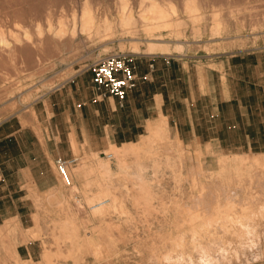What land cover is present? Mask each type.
<instances>
[{
	"label": "rangeland",
	"instance_id": "374dc122",
	"mask_svg": "<svg viewBox=\"0 0 264 264\" xmlns=\"http://www.w3.org/2000/svg\"><path fill=\"white\" fill-rule=\"evenodd\" d=\"M83 1L0 0V36L4 39L0 48H17L0 58V121L23 116L35 118L33 108H39L41 100L57 89L56 93L62 95L56 97L65 98L64 87L72 79H78L80 86L89 82L87 66L108 53L131 54L138 78L137 89L122 107L104 101L101 108L82 112L83 120L77 124L79 139L68 135L70 148L66 149L68 155L62 157H78V163L68 173L69 186L63 184L51 161V174L45 178L47 187L26 184L24 215L21 218L0 215V226L7 220H18L13 231L0 237V264L189 263L188 258L176 261L178 252H173L175 258L171 260L163 256L172 248L167 243L169 235L185 231L183 227L176 228L180 215L175 210V202L184 197L181 201L188 203L191 194L196 192L191 184V171H196L197 182L206 184V194L225 188L235 170L245 174L254 190H260L254 177L256 169L241 165L238 156L264 153V0H195L197 6L193 12L184 8V0H124L125 7L137 18L138 28L133 36L121 35V27L115 21L108 39L102 32L95 34V24H91L88 34L77 33L72 42L62 44L50 39L29 44L39 30H45L47 25L55 27L60 17L69 20L72 13L78 17ZM89 1L92 13L102 9L111 20H117L119 0ZM150 2L167 11V21L160 28H153L149 25L151 20L141 17V8ZM175 18L179 24L174 23ZM215 26L218 29L213 32ZM146 28L163 34L171 54L132 53L134 44L144 48ZM140 56L147 57L143 58L141 68L138 67ZM152 64L153 70L148 75L147 66ZM160 114L166 117L168 139L151 138L135 154L127 156L126 170L107 157L103 160L110 161L111 176L84 169L91 165L95 168L99 156L103 157L102 153L109 152L112 146L140 141L147 133V120L156 119ZM61 136L64 138L65 133ZM177 138L183 146V154L178 157L167 148ZM221 158L226 161L221 162ZM198 166L206 169L207 174L198 171ZM182 173L189 174L180 178ZM204 174L206 181L201 179ZM219 179L222 181L217 182ZM142 181L148 193L138 191L136 184ZM104 183L110 184L111 196L117 203L112 205L109 200L103 206L106 209L98 213L99 208L93 209L91 205L106 197L101 189ZM229 184L231 193L240 191L238 185ZM5 193L6 189L0 188V197ZM8 206L4 203L0 208ZM259 224L251 238H233L234 243L225 252L228 262L218 264H264V222ZM28 230H33L35 236ZM26 234V241H20ZM188 239L191 237L185 231V240ZM9 246L16 253H11V249L8 252ZM186 246L189 255L192 253L191 264H197V253L190 245ZM44 252L49 253L48 259L43 258Z\"/></svg>",
	"mask_w": 264,
	"mask_h": 264
},
{
	"label": "bare ground",
	"instance_id": "6f19581e",
	"mask_svg": "<svg viewBox=\"0 0 264 264\" xmlns=\"http://www.w3.org/2000/svg\"><path fill=\"white\" fill-rule=\"evenodd\" d=\"M119 1H120V5H119L118 10H117V16H118V18L116 16L117 20H113V19L111 20L109 18V16L107 17L106 13L102 9H100L101 10L100 12L98 11L97 13H92L91 12L92 9L90 7L91 2L89 0H84L83 2H81V10H80V13H79L78 17L75 16L74 13H72V15H71L69 20H66V19L63 20V18L60 17L57 20L58 23L56 24L55 27H52L51 25H47L45 30H41V31L39 30L38 35H37V32H36L37 36H35L34 38L32 36V39L30 41L27 40L26 42L28 43V41H29L30 45H36L38 43L46 42V41H48L50 39H56V40H59V42H61L62 44H65L66 42L74 41L76 39L77 33L83 34V33H87V31L89 33L90 29H91V27H90L91 24H95V27L93 29L95 34H98V33L102 32V35H104V38L108 39L111 36V34H112L111 33L112 32L111 30L113 28L112 24L115 21L118 22L119 27H121L120 28L121 35L126 34V35L133 36L136 33V28H138V27H136V19L137 18L134 17V15H133L134 13L132 12L131 9L125 7V1L124 0H119ZM183 6H184L185 9L189 10L190 12H193V11H195L197 4H196L195 0H184L183 1ZM140 11H141V17L143 19L151 20V23H149V25H151L152 27L154 26L153 28H160L167 21V19H166L168 17L167 11L159 8V6L157 4H155L154 2H150L149 4L145 5V7L141 8ZM190 17L192 18L193 21H195V19H196L195 16L192 15ZM174 23L175 24H179V19L175 18L174 19ZM149 25H146V26H149ZM217 29H218L217 26H215L213 28V32H216ZM157 31H156V33H157ZM160 31L161 30H159V32ZM154 32H155V30H154ZM154 32H153V30H151V28H146L145 32H144L145 33V44H144L145 46H143L144 48H140L137 44L133 43L134 44L132 46L133 49H131L132 53L142 54V55H153V54H155V55L156 54H160V55L166 54L167 55V54H171L170 53V48L168 46V41H165L164 37L162 38L163 34H161V33L155 34ZM178 33H179V31H176L175 34L178 35ZM170 34H169V37H168V35H165V36L170 38ZM2 37L0 36V42L1 43L4 42V39ZM138 38H139V36H138ZM140 39H143V38H140ZM16 49H17L16 47L14 49H12V50H11V48L8 49L5 46L1 47L0 48V58H1L2 55L6 54L7 52L10 53V52H12V51H14ZM166 127H167L166 117L164 115H162V114H160L159 117H157L156 119L147 120V127H146L147 128V133L141 136L140 141H138V142L130 141V142H127V143H123L120 146H112L110 148L109 152L102 153V155H104L103 157L99 156L100 159L97 162H95V168H94V165H91V166H84V167H86L84 169H87L89 172H96L98 174L101 173L100 175H103V176H111L112 175V170H111V166H110V161L109 160H103L105 157H107V158H113L114 161L117 163V165L121 169L126 170L127 167H128L127 166V162H126L127 161V156L130 155V154H135L138 151V148H141L143 145H145L148 141H150L151 138H153V137H158V138L161 137V138H164V139H168L167 133H166V131H167ZM167 148L170 151H172V153L174 151L173 154L177 155V157H178V155L180 156V155L183 154L182 141L179 138H177L174 143L172 141V143L170 145H167ZM150 151L152 152V149ZM156 151L158 153V150H156ZM156 151H155V153H156ZM192 151H194V150H192ZM159 155H160V153H159ZM168 156H166V157H168ZM238 157H240L239 158L240 159L239 162H240L241 165L249 166L251 168L256 169L255 172H254V177H255V180H256L258 186L260 187V190H254L253 189L254 187H251L250 184H248L249 181L247 180V177L244 176L245 174L240 172L237 169L238 172L235 170V172L228 177L230 179L228 180V182L226 181L227 184H225V188L221 187L220 191L219 190L218 191H211L210 190L206 194L205 191H204V188L206 187L205 186L206 184L203 185V184H201L202 182L201 183L197 182L196 171L192 170L191 173H190L191 184H192V188L196 189V192L191 194L190 200H189L188 203L183 202L184 201L183 200L184 197L181 199L183 201L178 200V201L175 202V205H177L175 207V210L178 213V215H180L179 216L180 220L178 219L180 222L177 221L175 223L176 228L180 229V228L183 227L184 230L187 233H189L191 239H188L189 241L185 240V231H183V230L182 231H178V233L176 235H174V236H170L169 235V237L167 238V240H169V241L168 242L166 241V242L167 243L170 242V244L172 245V248H171V250L169 249L170 251H168L166 253L163 252V253H165L164 256H163L164 259L171 260L172 258L176 257L175 260L176 259L183 260L185 258H188V260H190V261H189V263H186V264H191L192 253H191V255H189V253L185 250V247H187L186 245H190L192 247V249L198 255L197 256V261H198L197 264H218L221 261L222 262H228L225 252H227L228 247H230L229 245L232 242V239L235 238V237H237L239 239H243L244 236L247 237V238H251L254 235L255 226L258 225L262 221L264 222V153H260V154H257V155H251V156H248V155H244L243 156V155L240 154ZM164 160H165V158H164ZM168 160H169V158H168ZM173 160L177 162V159L175 160L173 158ZM178 160H180V159H178ZM156 161H157V159H156ZM220 161L224 163V161H226V159L225 158H221ZM133 162H134V160H133ZM139 162H140V160H139ZM161 162H163V164H164V161H161ZM183 162H185V161H183ZM186 162H187V160H186ZM188 162H190V161H188ZM137 164L139 165L138 162H137ZM159 165H160V163H159ZM173 166H175V163H174ZM224 166L226 167V164ZM228 166H230V165H228ZM132 167H131V169H132ZM177 167H180L179 164H178ZM201 168H202L201 166H198V169H199L198 171L202 170ZM223 168L224 167H222V169ZM172 169H174V168H172ZM186 169H188V168H186ZM69 170H70V168L68 169V173H69ZM205 170H202V172L205 171ZM244 170L245 169H243V171ZM251 170H253V169H251ZM174 171H175V169H174ZM225 171H226V169H225ZM187 172H190V171H187ZM68 173H67V176H68V179H69V174ZM188 174H186V175H188ZM198 174H200V173H198ZM206 174H207V172H206ZM206 174H204V177L201 178V179H205L206 178L205 177ZM214 174L215 173H213V175ZM248 174H250V173H248ZM117 176H119V175H115V177H117ZM183 176L184 175L182 173V177H180V178H184L185 177V176L184 177ZM212 177L213 176H211V178ZM250 177H252V176H250ZM250 177H248V178L250 179ZM106 178H108V177H106ZM141 178H142V176H141ZM120 179L121 178H119V180ZM143 179H144V177H143ZM143 179H141V180H143ZM220 179H222V178H220ZM220 179L218 181L217 180H215V181L219 182ZM61 181H62V179H61ZM109 181H110V179H109ZM205 181H206V179H205ZM215 181L213 180L214 183H215ZM116 182H118V181L116 180ZM229 183H231L232 185H238L240 191L234 190L235 192L231 193L230 192L231 188H230V184ZM104 184L105 185L102 186L101 189H103L105 191V196L106 197L104 199L94 203L93 205H91V207L93 209H98L99 208L97 210L98 213H101V212H103L106 209L103 206L109 200L112 203V205L117 203V200L114 198V196L113 197L111 196V192H110L111 189H109V185L110 184L109 185L107 183H104ZM106 184L108 186H106ZM210 184H209V186H210ZM127 185L129 186V184H127ZM146 186H147V184H146ZM136 187H137L138 191H141L143 193H144V191H146L148 193V190H146L144 182L136 184ZM192 188H191V190H192ZM208 188H210V187H208ZM188 189H189V187H188ZM127 191H128V189H127ZM130 193H132V191ZM115 196H117V195H115ZM206 196L208 198H209V196H211V197L208 199V198H206ZM121 203H122V200H121ZM100 207H102V208H100ZM112 207H114V206H112ZM160 215H158V216H160ZM17 226H18V220H16V218H13L11 220H7L6 222H4L3 225L0 226V237L7 235L11 231H13ZM54 229H53V231H54ZM28 231L35 236V232H33V230H28ZM172 232H174V231H172ZM56 234L57 233H55V235ZM27 238H28V236L26 234V235L22 236L20 241H26ZM10 240H11V238H10ZM167 243H166V246H167ZM232 243H234V241ZM240 243H242V241ZM240 243H238V245ZM152 245H154V244H152ZM235 246H236V240H235ZM242 246H243V244H242ZM232 247H234V246L232 245ZM232 247H231V249H232ZM253 247H255V246L253 245ZM6 249H7L8 252H10V249H11V253H16L15 249L10 247V246L6 247ZM62 249H63V247H62ZM152 249H154V251H155V248H152ZM242 249H243V247H242ZM47 250H48V248H47ZM97 250H98V247L94 248V252L95 253L97 252ZM156 250H157V248H156ZM159 250H161V249H159ZM159 250H157V251H159ZM116 251H117V249H116ZM154 251H150V252H154ZM173 252H176V253L178 252L175 257H173L174 256ZM238 252L239 251H237V254H238ZM185 255H187V256H185ZM42 256H43V258L48 259L49 253L48 252H44ZM159 258H160V255H159ZM233 258H234V256H233ZM151 259H152V257H151ZM166 262L167 261H165V263ZM179 262H181V261H179Z\"/></svg>",
	"mask_w": 264,
	"mask_h": 264
},
{
	"label": "crops",
	"instance_id": "0c3cea01",
	"mask_svg": "<svg viewBox=\"0 0 264 264\" xmlns=\"http://www.w3.org/2000/svg\"><path fill=\"white\" fill-rule=\"evenodd\" d=\"M143 58L147 57H138L139 68ZM153 67V64L152 67L147 66L148 75ZM64 88L65 98L56 97L62 95L61 92L56 93L57 89L40 101L39 108H33L35 118L23 116L0 121V188L6 189V193L0 197V205H9L6 209L0 208V215L21 218L24 215L26 184L30 183L38 188L49 185L45 180L46 176L51 174L49 164L51 161L54 163L57 157L68 155V135L79 139L77 124L83 120L86 110L101 108L104 101L117 105L113 97L93 102L91 79L80 86L79 80L75 78ZM136 89L137 87L128 93L125 101ZM58 125L62 127L59 128ZM62 132L65 133L64 138L61 136Z\"/></svg>",
	"mask_w": 264,
	"mask_h": 264
},
{
	"label": "built area",
	"instance_id": "2783aa9c",
	"mask_svg": "<svg viewBox=\"0 0 264 264\" xmlns=\"http://www.w3.org/2000/svg\"><path fill=\"white\" fill-rule=\"evenodd\" d=\"M152 67V65H150ZM87 71L91 75L94 91L93 102L106 97H113L119 107L125 103L128 93L137 87L138 78L134 70V59L131 54L123 52L108 53L90 63ZM78 163V157L71 155L54 160L56 171L65 186L70 185L68 169Z\"/></svg>",
	"mask_w": 264,
	"mask_h": 264
}]
</instances>
